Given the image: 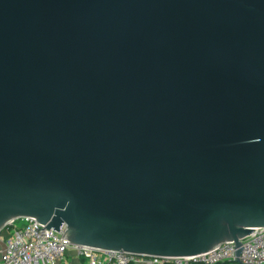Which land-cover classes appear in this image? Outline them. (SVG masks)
I'll return each instance as SVG.
<instances>
[{"label": "water", "instance_id": "95a60500", "mask_svg": "<svg viewBox=\"0 0 264 264\" xmlns=\"http://www.w3.org/2000/svg\"><path fill=\"white\" fill-rule=\"evenodd\" d=\"M21 218L237 258L264 228V0H0V232Z\"/></svg>", "mask_w": 264, "mask_h": 264}, {"label": "built area", "instance_id": "2783aa9c", "mask_svg": "<svg viewBox=\"0 0 264 264\" xmlns=\"http://www.w3.org/2000/svg\"><path fill=\"white\" fill-rule=\"evenodd\" d=\"M22 222V225H17ZM36 221L21 218L0 232V264H61L72 252L78 264H264V228L254 229L240 240L242 248L236 258L233 242L189 258H146L128 253L94 250L71 245L45 233ZM238 260V262H237Z\"/></svg>", "mask_w": 264, "mask_h": 264}, {"label": "crops", "instance_id": "0c3cea01", "mask_svg": "<svg viewBox=\"0 0 264 264\" xmlns=\"http://www.w3.org/2000/svg\"><path fill=\"white\" fill-rule=\"evenodd\" d=\"M64 263L61 264H78V260L74 257V254L70 252L64 259Z\"/></svg>", "mask_w": 264, "mask_h": 264}, {"label": "rangeland", "instance_id": "374dc122", "mask_svg": "<svg viewBox=\"0 0 264 264\" xmlns=\"http://www.w3.org/2000/svg\"><path fill=\"white\" fill-rule=\"evenodd\" d=\"M22 224H23L22 222H17V225H19V226L22 225Z\"/></svg>", "mask_w": 264, "mask_h": 264}, {"label": "trees", "instance_id": "16d2710c", "mask_svg": "<svg viewBox=\"0 0 264 264\" xmlns=\"http://www.w3.org/2000/svg\"><path fill=\"white\" fill-rule=\"evenodd\" d=\"M224 264H226V263H224Z\"/></svg>", "mask_w": 264, "mask_h": 264}]
</instances>
